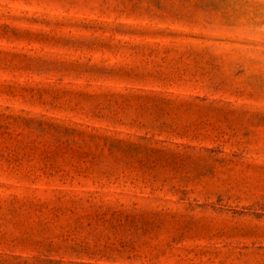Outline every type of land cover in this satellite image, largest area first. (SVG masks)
Wrapping results in <instances>:
<instances>
[{
    "label": "rangeland",
    "instance_id": "374dc122",
    "mask_svg": "<svg viewBox=\"0 0 264 264\" xmlns=\"http://www.w3.org/2000/svg\"><path fill=\"white\" fill-rule=\"evenodd\" d=\"M0 264H264V0H0Z\"/></svg>",
    "mask_w": 264,
    "mask_h": 264
}]
</instances>
